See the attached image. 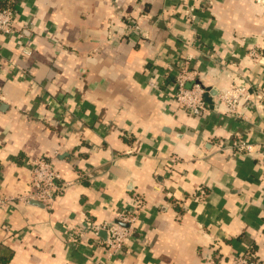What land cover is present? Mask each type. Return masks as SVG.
I'll return each instance as SVG.
<instances>
[{"label":"crops","instance_id":"obj_1","mask_svg":"<svg viewBox=\"0 0 264 264\" xmlns=\"http://www.w3.org/2000/svg\"><path fill=\"white\" fill-rule=\"evenodd\" d=\"M10 1L0 196L29 189L38 156L69 184L49 206L0 208V264H226L248 248L264 264V0ZM186 59L202 113L172 97ZM241 82L252 98L227 113L218 98ZM137 199L132 236L106 253L86 220Z\"/></svg>","mask_w":264,"mask_h":264},{"label":"built area","instance_id":"obj_2","mask_svg":"<svg viewBox=\"0 0 264 264\" xmlns=\"http://www.w3.org/2000/svg\"><path fill=\"white\" fill-rule=\"evenodd\" d=\"M21 31L22 28L17 24L12 2L6 0L4 4L0 6V33L12 35L19 34ZM21 49L24 53L29 52L26 50L25 46ZM252 54L256 55L255 51H252ZM187 63L188 59L183 61V65L175 74L172 97L176 105L186 113H202L206 109L204 89L198 83H194L189 87L185 85L186 81L189 79ZM241 98L246 100L252 98V92L249 86L244 82L233 84L229 89L221 93L218 100L225 106L227 113L236 114L237 104ZM231 145H235L237 149L251 154H257L261 149L247 142H236ZM168 160L170 166L177 161L174 155H170ZM59 180L60 174L54 167L53 159L46 156H38L34 158L32 162L29 189L25 193L15 197L0 196V208L13 202L15 199L23 202L35 200L43 206H49L55 197L69 184V182H59ZM139 204L140 199H137L136 204L131 210L122 211L117 215L115 220L122 224H119L115 220L102 222L101 224L86 220V224L93 228L96 235L98 231H104L105 236L101 243L106 253L111 254L119 250L122 248L126 239L132 236L135 229L134 223L136 221V212ZM226 264L261 263L253 250L248 248L242 253L229 256L226 260Z\"/></svg>","mask_w":264,"mask_h":264},{"label":"water","instance_id":"obj_3","mask_svg":"<svg viewBox=\"0 0 264 264\" xmlns=\"http://www.w3.org/2000/svg\"><path fill=\"white\" fill-rule=\"evenodd\" d=\"M115 221H117V220H115ZM119 224H122L121 222H119V221H117ZM104 232V231H103Z\"/></svg>","mask_w":264,"mask_h":264}]
</instances>
